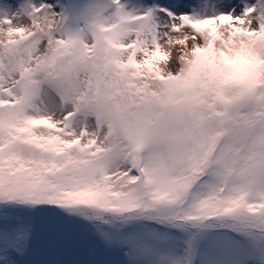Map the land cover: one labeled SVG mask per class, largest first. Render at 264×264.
Masks as SVG:
<instances>
[{
    "label": "snow or ice",
    "instance_id": "6c2138e0",
    "mask_svg": "<svg viewBox=\"0 0 264 264\" xmlns=\"http://www.w3.org/2000/svg\"><path fill=\"white\" fill-rule=\"evenodd\" d=\"M0 264H264V0H0Z\"/></svg>",
    "mask_w": 264,
    "mask_h": 264
}]
</instances>
